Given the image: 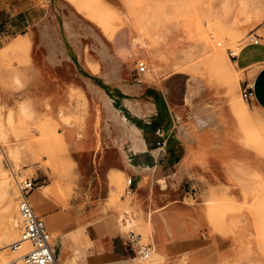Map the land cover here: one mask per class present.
Returning <instances> with one entry per match:
<instances>
[{"label": "crops", "instance_id": "1", "mask_svg": "<svg viewBox=\"0 0 264 264\" xmlns=\"http://www.w3.org/2000/svg\"><path fill=\"white\" fill-rule=\"evenodd\" d=\"M98 1L115 10L111 1ZM103 29L68 0H0V55L21 48L23 61L15 71L21 85L0 83V106L13 115L26 102L56 121L60 112H79L83 127L65 130L66 155L76 166L72 181L83 192L92 180L104 184L102 195L83 193L65 207L38 185L31 193L34 210L54 234L59 264H138L123 231L127 218L129 227L137 220L149 229L157 255L150 264H264V248L249 245L247 233L214 230L208 214L216 195L239 197L231 180L235 169H247L248 153L200 128L207 115L199 113L201 89L190 74L161 69L149 78L136 68L141 52L130 33L121 28L109 37ZM252 33L257 43L236 58L239 86L252 82L248 103L264 114V17ZM168 42L162 47L178 62L179 48ZM104 93L127 136L106 111ZM217 142L223 147L216 149ZM111 175L132 180L131 193L126 185L119 199L129 208L122 216L107 204Z\"/></svg>", "mask_w": 264, "mask_h": 264}, {"label": "rangeland", "instance_id": "2", "mask_svg": "<svg viewBox=\"0 0 264 264\" xmlns=\"http://www.w3.org/2000/svg\"><path fill=\"white\" fill-rule=\"evenodd\" d=\"M68 1L77 9L87 11L88 18L96 20L101 28L112 24L116 17L122 21L118 29L127 30L134 42L139 36L136 44L141 52L139 60L145 62L149 78L157 70H176L175 66L179 63L191 68L186 72L201 89L197 96L202 109L199 113L207 115L200 128L209 130L218 140H231L236 149L245 150L249 155L247 169H235L231 180L232 190H240L239 197L221 194L211 198L208 205L211 226L214 230L238 236L240 232L247 233L249 245L264 248V114L241 98L239 82L243 76L236 62L241 50L253 43L250 34L264 17V0H109L115 10L106 4L99 5L98 0H94L96 4L93 0ZM243 3L245 8L241 6ZM167 40L171 47L179 48L175 55L179 57L178 62L172 61V53L165 52L162 47ZM220 48L224 49V56L230 61L235 78L217 68L213 54ZM7 50L10 52L7 53ZM231 52L236 56L231 57ZM21 53V48L13 47L0 55V83L21 85L15 77L16 68L23 62ZM103 96L107 98L105 93ZM70 98L80 106L78 94L73 92ZM243 106L247 108V114L240 110ZM81 123L79 112L72 116L60 112L56 121L35 111L26 102L20 103L13 115L11 111L6 115L0 106V164L13 186L8 200L0 193V255L6 257L9 263L27 250L26 247L17 252L10 249V245L20 238L17 181L35 177L37 187L47 184L49 191L46 195L60 207H65L69 199L79 198L83 193L88 194V199L95 194H103L101 180L98 184L92 180L87 192L80 191L81 184L72 181L77 177L76 166L66 155V150L68 153L71 150V143L67 142L65 130L71 124L81 129ZM215 146L220 149L223 143L217 142ZM126 179L111 175L108 183L110 193L107 204L117 209L120 216L123 211L129 210L126 204H119ZM10 215L15 216L14 226ZM128 220L123 231H133L141 235L143 242H148L149 229L146 225L136 220L133 227H129ZM53 240L54 234L51 233L52 243ZM156 258L157 255L152 253L147 258H136V262L150 264Z\"/></svg>", "mask_w": 264, "mask_h": 264}, {"label": "built area", "instance_id": "3", "mask_svg": "<svg viewBox=\"0 0 264 264\" xmlns=\"http://www.w3.org/2000/svg\"><path fill=\"white\" fill-rule=\"evenodd\" d=\"M250 41L257 43L256 36L251 33ZM249 35V36H250ZM231 57L236 56L233 52ZM138 72H146L147 66L144 61L136 62ZM253 93V84L251 81H244L240 87L241 98L245 102H250ZM131 178L126 180V194L131 193ZM37 186V182L33 177H25L23 180L17 181V212L20 223V239L14 241L10 246L14 250H21L26 247L27 250L18 258L10 261L9 264H59L56 259L51 244V234L47 229L46 223L42 216L34 210L30 195ZM127 243L133 252L139 258H147L154 252V247L149 242H143L141 235L133 231L127 232Z\"/></svg>", "mask_w": 264, "mask_h": 264}, {"label": "bare ground", "instance_id": "4", "mask_svg": "<svg viewBox=\"0 0 264 264\" xmlns=\"http://www.w3.org/2000/svg\"><path fill=\"white\" fill-rule=\"evenodd\" d=\"M221 2V1H220ZM227 2V1H226ZM245 3H243L241 6L242 7H244L243 5H244ZM247 5V4H246ZM253 5V4H252ZM214 6H216V5H214ZM249 6V5H248ZM250 6H251V4H250ZM249 6V7H250ZM245 8V7H244ZM240 9V8H239ZM250 9V8H249ZM238 10V9H237ZM256 10V9H255ZM108 11V10H107ZM234 11H236V10H234ZM242 11V10H241ZM258 11H259V9H258ZM106 12V11H105ZM243 12V11H242ZM241 12V13H242ZM249 12V11H248ZM252 12H254V11H252ZM257 12V11H256ZM255 12V13H256ZM260 12V11H259ZM244 13V12H243ZM242 13V14H243ZM233 15H235V12H234V14ZM255 15H257V14H255ZM237 16V15H236ZM258 16H259V14H258ZM234 17V16H233ZM221 18V17H220ZM228 19V18H227ZM235 19L237 20V18L235 17ZM245 19V18H244ZM234 20V19H233ZM113 21V20H112ZM238 21V20H237ZM250 21V20H249ZM121 23H122V21L121 20H117L116 19V17H114V21H113V23L111 24H108V25H106L105 27H104V29H103V31H104V33L107 35V36H109V37H111V36H113L112 34L120 27V25H121ZM231 23V22H230ZM227 25H228V23H227ZM233 25H235L234 23H233ZM123 26V25H122ZM235 27V26H234ZM220 31V30H219ZM229 32V31H228ZM225 35V34H224ZM136 37H138L139 38V36H136ZM137 38V41L135 40V42L133 43V44H137V42H138V39ZM214 55V59H216L215 60V62H216V66H217V68H220L221 70H223L224 72H225V74H227L229 77H231V78H235L236 76H235V73H234V71H233V69L231 68V66H230V61L229 60H227L226 58H225V56H224V49L223 48H220V49H218V50H216L215 51V53L213 54ZM212 56V55H211ZM223 65H222V64ZM189 64V63H188ZM175 69L176 70H180V71H188V70H190L191 68L188 66V65H185V64H183V63H179V64H176V66H175ZM222 71V72H223ZM189 72V71H188ZM224 74V73H223ZM252 75V74H251ZM126 91V90H125ZM110 99L107 97V98H104V107H105V109H106V111L108 112V113H110V115H111V118L119 125V129L121 130V132H122V134H124V135H126L127 136V133H126V127H125V124H124V120H123V118L119 115V113H118V111L117 110H115V109H113L112 108V106H111V104H110V101H109ZM244 114L246 113H248V110H247V108L245 107V106H243L241 109H240ZM10 114V113H9ZM9 118V117H8ZM10 152V151H9ZM10 153H12V151L10 152ZM16 157V156H15ZM15 157H13V158H15ZM4 168V167H3ZM2 168V166H1V164H0V189H1V191H0V193L2 192V195L4 196V197H6L7 198V200H8V195H9V192H10V190L12 189V184H11V180H9V178H8V176L6 175V173H5V171H4V169ZM15 190V189H14ZM39 190L44 194V195H46L47 193H48V191H49V186L48 185H43V186H40L39 187ZM2 195H1V197H2ZM10 196V195H9ZM3 198V197H2ZM9 199H10V197H9ZM11 202H12V198H11ZM7 203H9L8 201H7ZM6 206H8V204L6 205ZM36 209H37V211L40 213V211H39V209L36 207ZM10 222H11V224L14 226L15 225V223H16V221H15V216H13V215H10ZM19 237V236H18ZM20 238H18V240H19ZM10 249L12 250V251H14V252H17L18 250H14L13 248H12V246H10ZM0 264H9V261L8 260H6V257H3L2 255H0Z\"/></svg>", "mask_w": 264, "mask_h": 264}]
</instances>
